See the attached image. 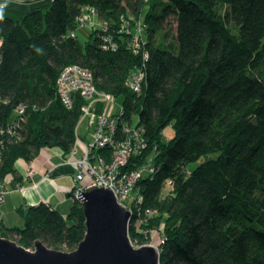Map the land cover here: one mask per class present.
Wrapping results in <instances>:
<instances>
[{
	"label": "trees",
	"instance_id": "16d2710c",
	"mask_svg": "<svg viewBox=\"0 0 264 264\" xmlns=\"http://www.w3.org/2000/svg\"><path fill=\"white\" fill-rule=\"evenodd\" d=\"M87 6L110 25L116 50L102 48L101 29L84 44L70 37ZM143 12L146 61L115 30ZM0 42V184L8 175L15 184L16 161L42 148L72 152L85 101L76 94L66 107L56 82L78 65L119 100L124 121L144 128L146 150L128 168L155 154L157 170L136 186L140 210L153 214L139 228L131 222L130 241L159 231L160 264H264V0H52L22 22L0 15ZM136 67L145 72L139 94L125 86ZM73 201L66 216L19 208L22 227L0 225V236L72 251L85 234Z\"/></svg>",
	"mask_w": 264,
	"mask_h": 264
},
{
	"label": "built area",
	"instance_id": "2783aa9c",
	"mask_svg": "<svg viewBox=\"0 0 264 264\" xmlns=\"http://www.w3.org/2000/svg\"><path fill=\"white\" fill-rule=\"evenodd\" d=\"M76 25V30L101 29L104 50L114 51L120 46L113 34L111 32L108 34L110 25L98 19L93 7L87 6L82 9L81 14L76 18ZM144 29L142 18L133 20L121 17L120 24L115 30H117L119 38L128 36V48L146 61L148 52L144 48ZM76 30L70 33V37H76ZM144 79V69L136 67L126 80L125 86L132 93L139 94ZM56 88L63 104L68 108L73 104L76 94L90 100L89 103H85L81 107V118L77 124V126L80 125L77 131L83 126L84 136L89 135L90 140L82 145V157L73 163L75 178L70 192L71 198L81 203L78 198L79 193L91 186L98 188L103 186V188L112 191L117 202L129 210L133 218L150 215L152 212L149 209H145L143 213L140 210V204L144 197L139 193V190H136V186L143 175L150 176L157 170L155 154L148 156L136 167L128 168L131 158L140 157L146 150L144 128L124 121L123 106L120 104L119 112L114 114L116 97L113 94L98 91L93 83V75L88 69L78 65H68L62 68L57 78ZM98 150H100L99 153H97ZM163 182L164 188L172 185L170 180ZM2 195L3 190L2 193L0 190V203L3 200ZM129 201H131V205ZM158 242L160 244L162 240L158 238ZM132 245L136 248L140 247L134 243ZM155 247L158 248V246Z\"/></svg>",
	"mask_w": 264,
	"mask_h": 264
},
{
	"label": "water",
	"instance_id": "95a60500",
	"mask_svg": "<svg viewBox=\"0 0 264 264\" xmlns=\"http://www.w3.org/2000/svg\"><path fill=\"white\" fill-rule=\"evenodd\" d=\"M78 198L85 234L74 250L51 249L39 240L30 250L0 236V264H160L158 248L132 245L129 225L133 215L111 190L91 186Z\"/></svg>",
	"mask_w": 264,
	"mask_h": 264
},
{
	"label": "crops",
	"instance_id": "0c3cea01",
	"mask_svg": "<svg viewBox=\"0 0 264 264\" xmlns=\"http://www.w3.org/2000/svg\"><path fill=\"white\" fill-rule=\"evenodd\" d=\"M52 0H0V15L22 22L29 14L43 11L50 7ZM77 37L84 34L88 38L89 32L85 29L76 30ZM1 46V42H0ZM81 142L76 144L68 155L58 148H42L30 162L18 159L15 169L19 180L12 183V176L4 180L3 200L0 203V225L4 227H22V217L17 209L45 204L66 216L74 201L71 198V189L74 184L75 168L70 162L82 157L84 128L79 129Z\"/></svg>",
	"mask_w": 264,
	"mask_h": 264
},
{
	"label": "rangeland",
	"instance_id": "374dc122",
	"mask_svg": "<svg viewBox=\"0 0 264 264\" xmlns=\"http://www.w3.org/2000/svg\"><path fill=\"white\" fill-rule=\"evenodd\" d=\"M145 12V11H144ZM144 12L142 13V19H144L143 18V14H144ZM85 32L87 33V32H89V33H91L92 31H90V29H85ZM78 40L82 43V44H84L87 40H88V38L87 37H85V35L84 34H79L78 35ZM156 41H158V43L161 41V40H159L158 38H157V40ZM94 83V82H93ZM84 99V103L82 104V106L86 103H89V99H87V98H83ZM119 100H117L116 99V108H115V112H114V114L116 115L118 112H119ZM81 106V107H82ZM137 121V119L136 118H133V121H132V123L134 124L135 122ZM80 127V125H78L76 128H75V131H76V140H75V143H74V147H76V144L78 143H80L81 142V136H80V134H79V132L80 131H77V129ZM82 128H83V126H82ZM173 133H174V131H173V128H171L170 126H167L164 130H163V132H162V136H163V138L164 139H166V140H169V139H171V137H172V135H173ZM84 135H85V133H84ZM86 138V137H85ZM89 140H90V136L88 135L87 136V138L86 139H84L83 140V142H84V144L85 143H88L89 142ZM77 160V159H76ZM76 160H74V161H76ZM74 161H72V162H70V164H72L73 166H74ZM196 163H194V164H189L188 165V169L189 170H191V169H193V168H195L196 167ZM1 190V193H2V188L0 189ZM129 204L131 205V201H129ZM152 212V211H151ZM153 213H151L149 216H151ZM148 216V217H149ZM146 220H147V217L146 216H144V218H143V216L142 217H140V218H137V217H134L133 219H132V223H134V225H135V227L136 228H139V226L143 223V222H146ZM141 223V224H140ZM143 232H146L145 233V235L147 236V237H145V240H144V242H142V243H144V244H137V245H139V246H144L145 244H147V243H150V244H153V245H155V246H158V244H159V242H158V238H159V231H157V230H145V231H143ZM130 239V238H129ZM33 248H31L30 250H32Z\"/></svg>",
	"mask_w": 264,
	"mask_h": 264
}]
</instances>
